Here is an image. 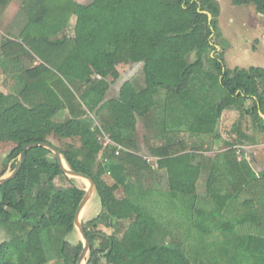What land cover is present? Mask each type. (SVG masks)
I'll list each match as a JSON object with an SVG mask.
<instances>
[{"label":"trees","instance_id":"obj_1","mask_svg":"<svg viewBox=\"0 0 264 264\" xmlns=\"http://www.w3.org/2000/svg\"><path fill=\"white\" fill-rule=\"evenodd\" d=\"M11 2L0 0V19ZM230 3L252 5L264 15V0ZM219 14L216 0H90L87 5L21 0L0 34V74L5 84L15 78L8 93L0 89V143L14 144L0 159V178L9 165L15 168L24 145L52 146L50 138L62 142L56 149L65 165L87 175L100 200L99 214L83 224L89 241L85 264H192L178 246L163 244L162 228L138 203L141 183L159 172L173 196L194 199L199 177L208 170L206 188L218 210L242 192L250 199L246 204L264 206L263 175L239 160L237 145L249 137L238 124L232 130L236 138L223 143L227 149L206 162L197 160L182 138L220 139L217 124L228 109L248 116L255 131L264 133V69H228L222 53L210 55L212 41L220 38ZM121 64L142 65L144 87L126 81L115 98L105 99ZM60 112L67 118L54 121ZM90 116L101 126L92 127ZM149 119L160 139L140 155L137 123ZM101 132L111 143H103L97 162ZM84 194L51 151L29 149L18 173L0 185V228L7 235L0 243V264H76L83 244L72 245L66 236L75 229ZM248 219L254 222L253 215ZM99 226L113 232L105 234ZM233 232L235 241L224 248L231 264H264V236ZM161 251L171 257L154 263Z\"/></svg>","mask_w":264,"mask_h":264},{"label":"rangeland","instance_id":"obj_2","mask_svg":"<svg viewBox=\"0 0 264 264\" xmlns=\"http://www.w3.org/2000/svg\"><path fill=\"white\" fill-rule=\"evenodd\" d=\"M82 2L87 5L90 0ZM216 2L220 10L218 17L220 38L212 41L215 51L210 52V55L214 57L222 53L225 67L228 69H248L250 67L264 69V15L256 13L252 5L233 6L230 0H216ZM13 9H15V3L11 5L8 11ZM141 66L140 64L118 65L119 79L110 85L105 99L115 98L118 95L120 84L126 81H129L138 90L143 88L145 82ZM13 81L10 80L5 84L4 76L0 74V89L5 94L8 93ZM249 105L250 102L247 103V106ZM66 118L65 112H60L54 118V121H64ZM90 119L92 120V127L101 126L100 120L91 116ZM235 124H238L241 131L249 137V141L237 145L239 160L243 163L246 162L247 168L256 175L262 174L264 177V133L256 132L251 124V119L246 115H241L235 109H228L222 113L217 124L220 139L217 140L213 136L194 139L189 135L182 138L188 143L190 149L196 152L197 157L199 156L197 160L206 162L208 158H212L227 149L223 144L224 142L236 138L235 133L232 131ZM100 135H98V144L95 145V148L99 147V154H101V156L98 154L97 162H100L104 150L102 132ZM159 136L158 129L151 119L145 124L139 120L136 141L140 155H147L148 145L158 142ZM50 139V143L54 148L62 146V142H58L54 138ZM76 143L80 144L77 138ZM13 148V143H0V159L3 160ZM108 150L105 151L108 152ZM18 159H16V164ZM63 163L65 162L63 161ZM12 170L9 165L3 177L10 175ZM207 171H202L199 177L194 199L170 194L164 172H159L158 176H148L141 183L142 190L140 191L142 193L141 197H138L140 199L138 203L140 207H143L146 212L154 217L162 228L164 233L162 236L163 244L170 247L178 246L192 264H231V256L224 254V248L226 245L232 246L235 241L233 231L241 235L255 232L264 236V206H256L252 203L246 204V202H250V199L245 192H242L237 200L227 201L218 210L217 201L211 200L210 194L207 192L206 178L209 173ZM70 178L76 186L84 189V191L89 189V183L86 180ZM64 183L66 181H63ZM56 184L61 186L59 182ZM136 188L137 184L133 182V193ZM115 196L120 199L124 197V193L119 189ZM200 211L203 213V217L200 216ZM99 212L100 200L97 195H93L83 207L79 215V222L83 225L95 218ZM252 215L254 216V222L248 219V216ZM241 220L244 224L238 226ZM243 222L241 221V223ZM126 225L127 222H123L122 227H119V236L122 235ZM98 229L108 235L113 232L112 229L103 226H99ZM5 240H7V235L0 228V243ZM66 240L72 245L77 244L79 241L83 244L77 229L67 235ZM100 244H104V242L101 240ZM170 257V254L161 251L154 257V263H165ZM50 264H55V262L52 260ZM82 264H85V260ZM101 264H104V262L102 261Z\"/></svg>","mask_w":264,"mask_h":264},{"label":"water","instance_id":"obj_3","mask_svg":"<svg viewBox=\"0 0 264 264\" xmlns=\"http://www.w3.org/2000/svg\"><path fill=\"white\" fill-rule=\"evenodd\" d=\"M210 18H211L210 15H208V19H210ZM35 147H42L44 149L51 151L55 155L56 160L58 162V165H59L61 171L63 172V174H65L68 177L84 179L89 183V189L87 191H85L83 199L81 200V202H80V204L76 210V213L74 216V222H73L74 228L79 231V234H80L82 241H83V249H82V252H81L76 264H82L83 261L86 259L88 251H89V241L86 238L83 225L79 222V215H80L81 211L83 210V207L86 205V203L91 199V197H93V195H95L94 183L87 175L80 173V172L72 171V170L68 169L66 166H63V159L61 157V154L59 153V151L56 148H54L50 144H48V143H40V144L30 143V144H26L23 146L22 152L19 155L18 162H17L15 168L10 173V175H8L7 177L0 178V185L11 180L18 173L19 169L21 168V166L24 162L27 151L29 149L35 148Z\"/></svg>","mask_w":264,"mask_h":264},{"label":"crops","instance_id":"obj_4","mask_svg":"<svg viewBox=\"0 0 264 264\" xmlns=\"http://www.w3.org/2000/svg\"><path fill=\"white\" fill-rule=\"evenodd\" d=\"M16 1H17V4H16ZM72 1L75 2V3H77V4H80V5H85L86 4V3H83L82 2L84 0H72ZM86 1H88V0H86ZM14 3H15V9H13L12 11H8L10 9L11 5L14 4ZM20 3H21V0H12V2L10 3V5L8 6V8L4 12V14L2 15V17L0 19V34H3L6 26L9 24L10 20L12 19V17L15 14V12L18 10ZM61 36H62V34L61 33H58V37H61ZM9 81H10V79H7V82H9ZM121 85H122V83L120 84V86ZM120 86H119V88H120ZM96 144H98V142Z\"/></svg>","mask_w":264,"mask_h":264},{"label":"built area","instance_id":"obj_5","mask_svg":"<svg viewBox=\"0 0 264 264\" xmlns=\"http://www.w3.org/2000/svg\"><path fill=\"white\" fill-rule=\"evenodd\" d=\"M103 138H104V145H107L109 143H111V140L109 139L108 135L104 133L103 135ZM116 151H115V155H118L119 151L121 150V147H116Z\"/></svg>","mask_w":264,"mask_h":264},{"label":"bare ground","instance_id":"obj_6","mask_svg":"<svg viewBox=\"0 0 264 264\" xmlns=\"http://www.w3.org/2000/svg\"><path fill=\"white\" fill-rule=\"evenodd\" d=\"M63 166H65V164L63 163Z\"/></svg>","mask_w":264,"mask_h":264}]
</instances>
